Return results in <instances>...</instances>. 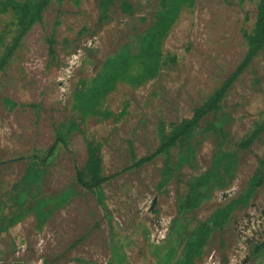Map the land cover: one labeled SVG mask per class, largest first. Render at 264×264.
<instances>
[{"label": "rangeland", "instance_id": "obj_1", "mask_svg": "<svg viewBox=\"0 0 264 264\" xmlns=\"http://www.w3.org/2000/svg\"><path fill=\"white\" fill-rule=\"evenodd\" d=\"M4 1L0 264H184L199 225L230 204L233 209L200 241L188 264H264V46L236 75L217 108L200 118L190 140L171 147L168 156L156 153L162 136L190 118L242 63L259 0H192L182 6L162 42L157 75L140 85L117 81L89 106L79 99L106 59L152 25L161 0H113L105 11L99 0H49L16 43L17 16ZM124 2L131 6L128 13L122 11ZM73 121L82 131H68ZM257 129L251 145L239 149ZM90 148L98 151L105 178L92 190L76 179ZM221 154L228 157L214 168ZM167 169L171 180L159 190ZM29 170L32 176L38 171L36 181L25 179ZM207 171L200 204L180 215L179 201ZM256 173L257 185L251 183ZM112 246L124 257L120 263L111 259Z\"/></svg>", "mask_w": 264, "mask_h": 264}, {"label": "trees", "instance_id": "obj_2", "mask_svg": "<svg viewBox=\"0 0 264 264\" xmlns=\"http://www.w3.org/2000/svg\"><path fill=\"white\" fill-rule=\"evenodd\" d=\"M48 1L49 0H41L36 5L30 4L27 0L24 2L5 0L3 2V7L12 8L17 16V25L20 34H17V36L14 38V43H16L19 35L26 32L29 27H31L34 22L39 19V11ZM99 1L100 6L104 11L113 2V0ZM189 2L191 3L192 0H161L160 7L154 15L152 25L148 27L143 34L137 36L131 46L124 47L113 57L106 59L101 71L94 78L93 85L90 88L88 94L82 100L79 99V102L86 106L91 105L97 97L111 89L117 81H125L131 85H140L143 81L154 78L157 75L162 62V42L166 38L171 25L174 23L180 8L182 6H189ZM121 7L124 13L131 11V6L129 3L124 2L122 3ZM23 21H26L25 24H22ZM263 46L264 0H259L257 6L255 30L253 35L248 38V52L242 63L238 66L230 78L224 82L222 87L211 96V98H209L201 107L194 110L193 115L190 118L184 119L177 125L173 126L169 135L162 136L156 151L157 154L163 153L168 156L171 147H174L181 142L188 141L193 137L195 133V127L198 124L200 118L203 117L207 112L213 111L217 108V104L221 101L225 91L235 79L236 75ZM11 48H8V52L11 51ZM5 59L6 57L0 59V69L4 64ZM76 128L82 131L79 121L71 122L68 126V131L70 132ZM258 131L259 129L252 131L244 139H242L238 143V148L241 150L248 148L256 138ZM57 139H59L58 136ZM54 147L55 144L51 148L47 149L42 158L47 159L51 155ZM36 157H39V154H37ZM227 157L228 154L216 156L212 166L216 168V166H219L227 159ZM150 159V157L143 158L139 161V163L149 161ZM167 160H169V157ZM167 165H169V161H167ZM36 173L37 174H35V176H32L31 170H29L26 173L25 179L28 177L30 179L29 182L36 181L39 176L38 171ZM210 173L211 171H207L203 175L193 180V182L189 185L187 193L178 203L180 215L190 211L200 204L201 198L203 197V189L209 183ZM171 177V172L169 169H167L166 172H164L162 181L158 184L159 190H162L168 185ZM76 179L81 186L88 190L99 188V186L104 182L105 178L101 175L98 151L90 148L84 168L77 174ZM260 182L261 178L259 177L258 173L254 174L251 183L257 185ZM248 195L249 192H246L243 196L245 201ZM232 209L233 205L230 204L226 210H217L210 217V219L202 222L199 225L196 230L197 236L195 240L188 243L187 250L184 254V264H188L192 257L198 253L200 241L206 237L211 229L221 225L226 218L228 211ZM181 222L182 220L180 216V218L174 221L172 230L178 231ZM111 259L112 261L115 260L119 263L124 259L123 256L118 255L115 246H112Z\"/></svg>", "mask_w": 264, "mask_h": 264}, {"label": "bare ground", "instance_id": "obj_3", "mask_svg": "<svg viewBox=\"0 0 264 264\" xmlns=\"http://www.w3.org/2000/svg\"><path fill=\"white\" fill-rule=\"evenodd\" d=\"M211 1H212V0H211ZM212 2H213V1H212ZM206 3H207V2H206ZM208 3H209V2H208ZM210 3H211V2H210ZM210 3H209V4H210ZM213 3H214V2H213ZM202 4H203V3H202ZM214 5H217V4H214ZM206 6H207V4H206ZM217 6H218V5H217ZM217 6H216V7H217ZM207 7H208V6H207ZM218 7H219V6H218ZM201 8H202V5H201ZM201 8H200V9H201ZM214 8H215V7H214ZM219 8H220V7H219ZM203 9H204V8H203ZM208 9H209V8H208ZM210 9H211V8H210ZM210 9H209V10H210ZM212 9H213V8H212ZM201 10H202V9H201ZM206 10H207V9H206ZM209 10H208V11H209ZM221 10H222V8H221ZM218 11H219V10H218ZM225 11H226V10H225ZM205 12H207V11H205ZM214 12H215V11H214ZM202 13H203V12H202ZM217 13H218V12H217ZM219 13H220V12H219ZM224 14H225V13H224ZM227 14H228V13H227ZM209 15H210V14H209ZM211 15H212V14H211ZM228 15H229V14H228ZM228 15H227V16H228ZM199 16H200V15H199ZM217 16H218V15H217ZM217 16H215V19H216ZM221 16H222V15H221ZM219 17H220V16H219ZM199 18H200V17H199ZM204 18H205V17H204ZM208 18H209V17H208ZM210 18H211V17H210ZM217 18H218V17H217ZM225 18H226V17H225ZM229 18H230V17H229ZM200 20H201V19H200ZM202 20H203V19H202ZM210 20H212V19H210ZM216 20H217V19H216ZM216 20H215V21H216ZM224 20H225V19H224ZM226 20H227V19H226ZM228 20H229V19H228ZM203 21H204V20H203ZM203 21H202V22H203ZM219 21H220V20H219ZM198 22H199V21H198ZM217 22H218V21H217ZM220 24H221V23H220ZM201 25H202V24H201ZM203 25H204V24H203ZM224 25H225V24H224ZM219 26H220V25H219ZM184 27H185V26H184ZM199 27H200V26H199ZM208 27H210V26H208ZM211 27H212V26H211ZM211 27H210V28H211ZM224 27H226V26H224ZM228 27H229V26H228ZM204 28H205V27H204ZM216 28H217V27H216ZM221 29H222V27H221ZM230 29H231V28H230ZM232 29H233V28H232ZM201 30H202V29H201ZM205 30H206V29H205ZM218 30H219V29H218ZM223 30H224V28H223ZM199 31H200V30H199ZM211 31H212V29H211ZM215 31H216V30H215ZM225 31H227V30H225ZM187 32H188V31H187ZM187 32H186V33H187ZM204 32H205V31H204ZM213 32H214V31H213ZM230 32H231V31H230ZM195 33H196V32H195ZM202 33H203V32H202ZM209 33H210V31H209ZM214 33H215V32H214ZM219 33H220V32H219ZM219 33H218V34H219ZM192 34L194 35V33H192ZM192 34H191V35H192ZM218 34H217V35H218ZM199 35H200V34H199ZM202 35H203V34H202ZM212 35H213V34H212ZM212 35H211V36H212ZM223 35H224V34H223ZM223 35H222V36H223ZM226 35H227V33H226ZM204 36H205V35H204ZM214 36H215V35H214ZM224 36H225V35H224ZM207 38H208V37H207ZM209 38H210V37H209ZM218 38H219V37H218ZM225 38H226V37H225ZM228 38H229V37H228ZM199 39H200V38H199ZM202 39H203V38H202ZM214 39H215V38H214ZM214 39H213V40H214ZM223 39H224V38H223ZM197 40H198V39H197ZM203 41H204V40H203ZM210 41H211V40H210ZM229 41H230V40H229ZM193 42H194V41H193ZM221 42H222V41H220V44H221ZM225 42H226V41H225ZM202 43H203V42H202ZM205 43H206V42H205ZM226 43H227V42H226ZM226 43H225V44H226ZM200 44H201V43H200ZM209 44H210V43H209ZM211 44H212V43H211ZM214 44H215V43H214ZM223 44H224V43H223ZM228 44H229V43H228ZM232 44H233V43H232ZM195 45H196V44H195ZM197 46H198V44H197ZM202 46H203V45H202ZM204 46H205V45H204ZM223 46H225V45H223ZM200 47H201V46H200ZM198 48H199V47H198ZM202 48H203V47H202ZM212 48H213V47H212ZM219 48H220V47H219ZM223 48H224V47H223ZM199 49H200V48H199ZM209 49H210V48H209ZM195 50H196V49H195ZM201 50H202V49H201ZM211 50H212V49H211ZM214 50H215V48H214ZM221 50H222V49H221ZM197 51H198V50H197ZM204 51H205V50H204ZM225 51H226V50H225ZM208 52H209V50H208ZM210 52H211V51H210ZM216 52H217V51H216ZM222 52H223V51H222ZM195 53H196V52H195ZM198 53H199V52H198ZM202 54H204V53H202ZM205 55H206V54H205ZM194 57H195V56H194ZM199 57H200V56H199ZM203 57H204V56H203ZM213 57H215V54H214ZM27 58H29V56H26V57H25V59H27ZM191 58H192V57H191ZM204 58L206 59V57H204ZM193 59H194V58H193ZM23 60H24V59H23ZM26 66H27V65H26ZM27 69H29V68H27ZM31 70H32V69H31ZM32 72H33V71H32ZM20 73H21V72H20ZM189 73H190V71H189ZM197 73H198V72H197ZM23 74H24V73H23ZM34 74H35V72H33L32 75H34ZM34 76H35V75H34ZM14 77H15V76H14ZM14 79H15V78H14ZM12 80H13V79H12ZM29 85H30V84H29ZM41 86H43V85H41ZM32 87H33V85H32ZM31 89H32V88H31ZM21 90H22V89H21ZM22 91H23V90H22ZM41 91H42V97L44 96V98H46V97H47V92H48V90L46 89V87L43 86V87L41 88ZM31 92H32V91H31ZM20 93H22V92H20ZM32 95H33V94H32ZM48 99H49V98H48ZM49 100H50V99H49ZM49 103H50V102H49ZM237 228H238V227H237Z\"/></svg>", "mask_w": 264, "mask_h": 264}, {"label": "water", "instance_id": "obj_4", "mask_svg": "<svg viewBox=\"0 0 264 264\" xmlns=\"http://www.w3.org/2000/svg\"><path fill=\"white\" fill-rule=\"evenodd\" d=\"M154 204H155V200L152 202V206L150 209H152L154 207Z\"/></svg>", "mask_w": 264, "mask_h": 264}]
</instances>
